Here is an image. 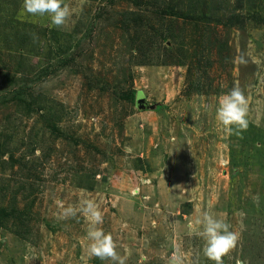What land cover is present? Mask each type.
<instances>
[{
    "label": "rangeland",
    "instance_id": "1",
    "mask_svg": "<svg viewBox=\"0 0 264 264\" xmlns=\"http://www.w3.org/2000/svg\"><path fill=\"white\" fill-rule=\"evenodd\" d=\"M63 2L56 27L0 0V264H83L90 221L61 213L84 199L125 264H214L210 203L240 234L224 264H264V63H233L264 61V0ZM234 85L239 136L216 119Z\"/></svg>",
    "mask_w": 264,
    "mask_h": 264
},
{
    "label": "clouds",
    "instance_id": "2",
    "mask_svg": "<svg viewBox=\"0 0 264 264\" xmlns=\"http://www.w3.org/2000/svg\"><path fill=\"white\" fill-rule=\"evenodd\" d=\"M29 14L32 16H49L51 24L56 27L63 26L71 15L69 7L63 0H23L21 15ZM250 47H252L250 45ZM251 62L260 65L264 63L260 58L252 56L251 52L238 53L233 58V63L247 66ZM249 101L244 91L234 85L232 89L222 95L218 101L216 109V119L222 123L228 135H241L249 127L247 119ZM213 205L210 203L207 211H203L197 218L195 224L202 226V230L197 231V235L204 240L203 254L214 264H224V257L232 252L240 239L238 232L231 231L230 224L223 219L215 218L211 212ZM83 213L90 221L87 231V247L85 256L81 259L83 264H88L92 258L101 261L111 260L114 264H125L126 258L117 252V243L110 233H105L102 227L103 212L100 204L91 199H84L78 208L69 206L63 208L61 218L67 219L75 217L77 212ZM188 255L177 248L169 259V264H192L188 260Z\"/></svg>",
    "mask_w": 264,
    "mask_h": 264
},
{
    "label": "water",
    "instance_id": "3",
    "mask_svg": "<svg viewBox=\"0 0 264 264\" xmlns=\"http://www.w3.org/2000/svg\"><path fill=\"white\" fill-rule=\"evenodd\" d=\"M136 105L148 107V104L145 102V99L142 96V94H138L137 99H136Z\"/></svg>",
    "mask_w": 264,
    "mask_h": 264
}]
</instances>
